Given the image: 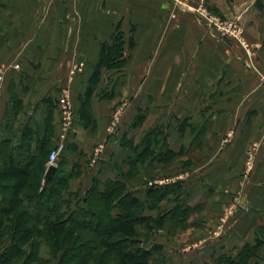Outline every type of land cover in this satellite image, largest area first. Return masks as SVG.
Here are the masks:
<instances>
[{
	"label": "crops",
	"instance_id": "0c3cea01",
	"mask_svg": "<svg viewBox=\"0 0 264 264\" xmlns=\"http://www.w3.org/2000/svg\"><path fill=\"white\" fill-rule=\"evenodd\" d=\"M176 3L0 0V145L30 139V156L44 141L54 148L57 100L66 94L75 128L63 169L80 168L69 190L85 193L94 179H116L112 166L134 160L131 145L142 153L143 138L159 129L176 158L139 163L135 176L118 180L140 199L151 185L180 183L186 221H167L153 242L164 264H214L245 248L253 249L247 264H264V0ZM201 7L221 21L237 20L242 40L220 39L205 26ZM117 28L125 42L123 64L101 69L90 101L95 129H85L80 97L101 45L112 44ZM99 144L104 149L92 163ZM19 153L12 157L22 158ZM173 199L165 198L160 210L167 212Z\"/></svg>",
	"mask_w": 264,
	"mask_h": 264
},
{
	"label": "trees",
	"instance_id": "16d2710c",
	"mask_svg": "<svg viewBox=\"0 0 264 264\" xmlns=\"http://www.w3.org/2000/svg\"><path fill=\"white\" fill-rule=\"evenodd\" d=\"M132 45L129 40L127 46ZM124 50L122 32L117 28L112 44L101 45L100 60L80 97L78 113L83 128L95 129L90 101L101 69L120 68ZM143 143L146 148L142 153L138 146L131 145L136 154L134 160L112 166L116 179L104 182L94 179L90 189L78 198L75 209L65 216L61 211L64 205L61 193L77 173L65 175L63 167L73 144L67 146L57 162L56 173L49 180L44 178L52 149L49 142L41 143L37 156H30V139L18 147H11L9 142L0 145V244L8 240L0 250V264H34L40 240L49 250L48 255L56 257L55 264H109L108 256L112 264L160 263L159 259L163 258L160 246L149 240L151 231L167 221L184 223L189 209L181 205L183 191L179 182L151 185L140 199L126 182L118 180L135 176L139 163L167 164L177 156L168 148L159 129L149 132ZM13 151H21L22 158H13ZM124 165L129 167L128 173L123 171ZM169 195L174 196L173 205L165 209L167 212L161 211L160 204ZM155 210L156 216L145 215L146 211ZM252 250L245 248L236 257L222 255L214 264H247Z\"/></svg>",
	"mask_w": 264,
	"mask_h": 264
},
{
	"label": "built area",
	"instance_id": "2783aa9c",
	"mask_svg": "<svg viewBox=\"0 0 264 264\" xmlns=\"http://www.w3.org/2000/svg\"><path fill=\"white\" fill-rule=\"evenodd\" d=\"M172 3H176L177 0H170ZM179 6H183L182 4H178ZM199 15L204 19L205 26L212 29L217 36L222 40H242V31L235 21H221L217 18L211 17L207 14L206 10L202 7L200 8ZM83 64H78V66L71 71V77H74L76 73L81 71ZM14 69H18L19 66L16 64L13 66ZM3 86V75L0 74V94ZM1 96V95H0ZM57 108H58V116H59V129H58V137L57 143L55 147L50 151L46 168L48 169L51 166H57V162L60 157L65 153L67 146L72 143V139L74 137V128H75V120H74V112L71 107L69 98L66 94L60 97L57 100ZM120 112L117 111L112 116L111 124L109 127V131H112L113 128L117 125L119 120ZM104 149V145L99 144L93 154L92 163L95 162L96 159L99 158L102 151Z\"/></svg>",
	"mask_w": 264,
	"mask_h": 264
},
{
	"label": "rangeland",
	"instance_id": "374dc122",
	"mask_svg": "<svg viewBox=\"0 0 264 264\" xmlns=\"http://www.w3.org/2000/svg\"><path fill=\"white\" fill-rule=\"evenodd\" d=\"M227 21H229V20H227ZM58 129H59V121H58L56 134H53V135H55V139L56 140H57V137H58ZM56 143H57V141H56ZM46 163H47V161H46ZM45 166H46V164H45ZM75 169H76V171L73 172V169L71 171H68L69 170L68 167H65V169H63V174L68 175V174L77 173V175H79L80 174V170H79L80 168L76 167ZM83 194L84 193L79 192V191H75V192L74 191H70L69 190V182H68L67 190L62 191V193H61V196H62L61 200L64 203V205L61 207V211L63 212L64 216L68 215L70 211L75 209L78 198L83 196ZM157 231H158V229H154V230L151 231V234H150L151 238L149 240H151L152 243L156 241L155 235L157 234ZM37 243H38L39 246H38V248L36 250L37 251V253H36L37 255H36V261H35L34 264H55L56 263V257H50L48 255L49 254V250L44 245L43 241L40 240V242L37 241ZM4 244H8V240L5 241L3 244H0V250H1V248H3ZM155 257L156 256L154 255V257L152 259H155ZM162 257L163 258L159 259L160 263H158V264H164L165 263V256L162 255ZM110 258H111V256H108V260L110 261L109 264H112Z\"/></svg>",
	"mask_w": 264,
	"mask_h": 264
},
{
	"label": "water",
	"instance_id": "95a60500",
	"mask_svg": "<svg viewBox=\"0 0 264 264\" xmlns=\"http://www.w3.org/2000/svg\"><path fill=\"white\" fill-rule=\"evenodd\" d=\"M56 170H57V168L55 166L49 167L46 170V173H45V176H44L45 180L51 179L54 176V174L56 173Z\"/></svg>",
	"mask_w": 264,
	"mask_h": 264
}]
</instances>
